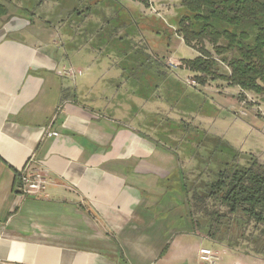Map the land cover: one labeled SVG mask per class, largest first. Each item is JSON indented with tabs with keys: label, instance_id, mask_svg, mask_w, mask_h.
Returning a JSON list of instances; mask_svg holds the SVG:
<instances>
[{
	"label": "crops",
	"instance_id": "1",
	"mask_svg": "<svg viewBox=\"0 0 264 264\" xmlns=\"http://www.w3.org/2000/svg\"><path fill=\"white\" fill-rule=\"evenodd\" d=\"M45 2L24 18L0 0V264H197L178 159L115 118L135 120V82ZM31 157L45 198L14 190Z\"/></svg>",
	"mask_w": 264,
	"mask_h": 264
},
{
	"label": "rangeland",
	"instance_id": "2",
	"mask_svg": "<svg viewBox=\"0 0 264 264\" xmlns=\"http://www.w3.org/2000/svg\"><path fill=\"white\" fill-rule=\"evenodd\" d=\"M11 1L10 12L24 18H31L30 13L38 8L40 2V0ZM179 1L46 0L43 10L49 11L52 3L58 4L56 11L63 8L68 11L74 10V18L69 24H72L75 42L78 44L87 40L89 46L100 47L105 60L111 57L123 67L128 62L144 64L143 68L135 69L132 82H135L139 99L135 120L128 121V116L125 115L128 105H125L121 115L115 118L120 122L126 120L129 125L135 126L154 140L159 139L161 133H165L168 151L178 159L179 171L188 182L196 179L199 168L194 159L187 155L182 135L177 133L171 135L165 128L168 119L176 123L183 121L192 126L191 128L199 127L208 136L221 138L245 157H254L264 167L263 97L231 87L220 79L211 81L207 78L204 86L197 83L195 75L186 70L183 63L199 56L200 45L187 47L174 33ZM129 13L136 18L132 19ZM88 14L86 22L88 27H85V24L84 27L87 28L85 30L81 25L83 17L80 16ZM136 15L144 18L139 21ZM130 20L133 24L125 26L124 23ZM61 23L63 22L57 24L59 29ZM102 26L105 28L100 29ZM155 26L160 30L153 33L151 29ZM85 31L88 35L84 33ZM205 47L211 51L208 44H205ZM142 52L147 55L145 58ZM155 58L164 61L165 67L169 69V77L162 78V75L157 74L159 68L152 63ZM221 66L226 70L225 65ZM139 71L148 72L150 78L140 75ZM194 83L195 86H192ZM122 93H125L124 89ZM151 96L153 101L147 103L145 98ZM123 99H127L126 95ZM242 163L244 164V161ZM197 238L201 241L200 248H210L220 253V264H264V257L253 253L251 251L253 247L251 249L245 243L230 249L223 241L225 239L223 235L214 239L197 231Z\"/></svg>",
	"mask_w": 264,
	"mask_h": 264
},
{
	"label": "trees",
	"instance_id": "3",
	"mask_svg": "<svg viewBox=\"0 0 264 264\" xmlns=\"http://www.w3.org/2000/svg\"><path fill=\"white\" fill-rule=\"evenodd\" d=\"M6 13L0 4V16ZM176 14L175 35L187 47L200 45L199 56L183 63L199 85L204 86L207 78L220 79L264 100V0H180ZM136 16L139 21L144 18ZM128 24L133 23H124ZM156 30L160 29H151L153 33ZM142 55L145 58V52ZM128 63L120 66L124 75L133 79L135 69L144 64ZM152 63L160 69L158 75L169 77L162 59L155 58ZM139 74L148 77V72ZM165 123L171 135H182L187 155L200 169L194 181L183 178L182 183L194 229L214 239L225 236L223 241L230 249L245 243L264 257V167L199 127L169 119ZM165 138L161 133L156 142L168 149Z\"/></svg>",
	"mask_w": 264,
	"mask_h": 264
},
{
	"label": "built area",
	"instance_id": "4",
	"mask_svg": "<svg viewBox=\"0 0 264 264\" xmlns=\"http://www.w3.org/2000/svg\"><path fill=\"white\" fill-rule=\"evenodd\" d=\"M195 86V83L192 85ZM49 136H56V133H49ZM35 161L31 157L26 165L16 173L17 182L15 192L22 198L35 197L45 198L46 189L52 183L51 178L43 169L35 166ZM221 256L216 250L210 248H200L198 252V264H220Z\"/></svg>",
	"mask_w": 264,
	"mask_h": 264
}]
</instances>
